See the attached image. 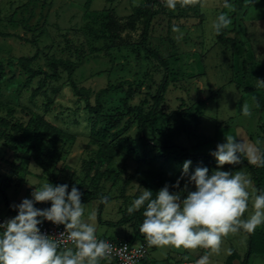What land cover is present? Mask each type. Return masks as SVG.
Segmentation results:
<instances>
[{"label":"rangeland","instance_id":"rangeland-1","mask_svg":"<svg viewBox=\"0 0 264 264\" xmlns=\"http://www.w3.org/2000/svg\"><path fill=\"white\" fill-rule=\"evenodd\" d=\"M151 1L0 0V60L7 74L0 88L1 215L7 219L14 217L9 213L11 206L19 204L24 198H31V192L44 183H66L69 191L73 185L91 186L92 176L87 174L88 162L96 156L101 141L111 143L116 140H112L110 135L104 138L97 134L103 123L108 121H91L87 101L84 96L76 94L67 71H61L60 78L47 85L46 92L34 100L31 99V90L19 89L21 82L16 79L26 83L27 75L17 59L34 55L38 47L28 39H34L33 34L38 36L42 31L41 41L37 37L42 48L40 54L44 51L41 55L48 52V58L72 60L74 81L95 91L91 102H95L101 89L129 81L134 89L130 105H139L144 100L151 101V95L157 90L164 74L163 67L148 56L141 45L145 25L143 11ZM175 2L174 14H169L170 7L165 5V0H162L164 6L154 5L156 13L150 37L151 46L169 56L176 78L166 93L162 111L170 114L181 105L202 111L197 121L198 128L180 137V142L193 153H210L218 143L225 141L226 135H232L252 145L261 154L264 150V83L261 82L264 81V0H227V7L225 0H193L191 10L186 11L188 17L181 16L182 9H185L181 0ZM221 13L231 18L232 23L226 31L227 35L236 36L241 41L237 47L217 41L212 25ZM35 27L39 29H31ZM6 33L13 36H4ZM11 61L14 64H10ZM45 61V57H41L44 69ZM42 77L45 78V75L41 74L33 80L36 87ZM54 88L60 89V92L55 93ZM128 89L129 84H125L119 91L101 98L104 113L114 114L118 106L125 108L123 100ZM47 95L56 96L51 109L44 114L45 121L53 127L39 129L38 136H33V126L24 131L31 134V144L35 149L28 150L20 141V133L14 128H6L1 119L6 117L12 124L20 122L27 126L29 117L26 114L28 111H23L24 107L43 114ZM200 100L206 103L202 105ZM244 104L249 107L247 116L241 111ZM7 108L13 109V115L7 114ZM119 119L108 130L109 134L119 131L116 142L111 144L117 151L112 166L123 170L118 177L103 178L104 189L101 192L111 197L101 214L104 221L119 220L144 188L148 189L142 179L149 167L162 168L180 176L186 160L177 151L162 153L143 142L131 113L126 112ZM58 129L63 131L64 136L56 140ZM3 134L10 135L15 141L3 140ZM35 159H40L41 165ZM12 163L18 167L12 166ZM19 166L22 168L19 169ZM106 166L101 160L96 168L104 170ZM197 166L198 162H192L190 171ZM223 170L242 172L251 180L248 186L250 194L257 193L249 170L239 164ZM39 204L35 206L39 208L43 203ZM99 204L98 199L84 203V219L95 213L98 236L107 234L111 238L127 240L134 235L139 219L118 228L100 224ZM253 212L250 199L244 218ZM249 243V232L240 231L224 237L218 253L199 247L176 249L147 245V263L196 264L207 254L209 264H226L234 250L237 257L233 264H241L249 251ZM256 249L250 264H264V247L258 244ZM99 264L115 263L104 258Z\"/></svg>","mask_w":264,"mask_h":264},{"label":"clouds","instance_id":"clouds-1","mask_svg":"<svg viewBox=\"0 0 264 264\" xmlns=\"http://www.w3.org/2000/svg\"><path fill=\"white\" fill-rule=\"evenodd\" d=\"M165 4L170 8L176 6L175 0H165ZM231 23V18L221 13L212 28L219 34ZM241 111L249 115L248 105L244 104ZM210 155L216 161L215 169L196 167L190 171L192 161L185 160L175 184H165L155 196L152 190L144 188L131 202L129 214L143 210L139 231L148 246L199 247L218 253L228 234L252 232L264 224V190L250 194L249 178L242 172L223 170L225 165L240 164L242 157L251 164L264 165V155L232 135H226ZM181 181H185L183 188ZM82 195L75 185L69 191L66 183H44L31 192V198L13 204L17 214L0 223V264H99L109 257L112 245L98 239L95 213L84 219ZM250 199L254 212L244 218ZM49 202L50 207L35 206ZM46 221L62 225L64 231L54 239L41 230ZM65 239L75 245V250H61ZM196 264H209V255L202 256Z\"/></svg>","mask_w":264,"mask_h":264},{"label":"trees","instance_id":"trees-1","mask_svg":"<svg viewBox=\"0 0 264 264\" xmlns=\"http://www.w3.org/2000/svg\"><path fill=\"white\" fill-rule=\"evenodd\" d=\"M193 1V0H192ZM192 1H184L181 0V3L184 5L185 9L183 8L181 12L182 17H188L189 14H187L186 11L191 10L190 5L192 4ZM159 4L160 6H164L162 3V0H152L150 4L147 5L145 11V25L142 32V48L144 52L152 57L153 59L157 60L158 63L163 67L164 74L162 77V80L160 84L158 85L157 90L154 94L151 95V101L144 100L139 105L131 106L130 101L132 98V95L134 93L133 89V83L129 81L125 82H119L116 85H110L106 88L101 89L97 94L95 98V102H91V98L94 96V90L86 88L78 84L73 79V73L75 71V66L73 65L72 60L70 59H64L63 57H49L48 52L45 53V55H41L44 53V51L40 54V51L42 48H40V37L42 35V31L38 34V36L33 34L34 39H28L33 44H35L37 47V51L32 56H22L18 57V64L22 67V69L25 71V74L27 75V81L26 83L22 84V81L19 79H16L17 81L21 82V85L19 83V89L20 90H31V99L34 100L38 95H40L42 92H46L47 85L53 83L61 76V71H67L69 82L71 83V86L74 88L75 92L79 96H84L87 101V108L90 113V119L92 122H100L105 121V119L108 121L107 123H103V126L100 130L97 131V134L101 135L102 137L106 138L108 135L111 136L112 140L116 139L119 135L118 132L110 133L108 128L113 127L115 124L119 122V117L124 115L126 112L131 113L133 117L136 119L137 127L139 129L140 139L153 147L154 149L161 151L162 153H171V152H179L181 153L186 160H191L192 162H198L197 167H208L210 170L216 168V161L214 157L210 155V153L207 154H196L190 151V148L184 146L180 141V137L182 134H190L191 132L195 131V129L198 128L197 121L200 119L202 111H200L199 108L195 107H186L184 105H181L178 110H176L173 113L166 114L164 111H162V105L166 98V93L168 89L170 88L171 84L173 83V80L175 79V73L171 69L170 66V59L169 56L162 54L159 49L154 48L150 44V37L152 33V26H153V20L156 13V10L154 9L155 4ZM166 5V4H165ZM175 8V7H174ZM174 8H170L169 14H174ZM179 10V8H178ZM203 18V16L201 15ZM35 29L37 31L39 27L31 28ZM4 36H13L10 33L4 34ZM40 40L38 42L37 40ZM29 41V42H30ZM217 41L219 44H232L234 47H237L241 41L236 36H229L227 35L226 29H223L219 34H217ZM71 41H69L70 43ZM41 57H45V69L44 64H41L40 59ZM13 59V58H12ZM14 61V60H13ZM13 61L10 62V64H14ZM5 67H3V61L0 60V88H2V84L5 82V76L7 75L5 73ZM245 71V67H244ZM45 75V78H41L39 81L37 87L33 84V80L37 78L39 75ZM125 84H129V89L127 91L126 97L123 100V107H116L114 110H117L116 113H104L103 103L101 98H103L106 95H109L111 92L119 91L121 88L124 87ZM250 89V88H246ZM60 89L54 88L53 91L55 93H59ZM47 94V93H46ZM56 97V96H55ZM53 97V95H47V101L44 104L45 109L44 113H36L33 109L29 108L26 105L24 107L23 111H28L27 116L29 117L27 126H25L23 123L17 122L12 124L10 121H8L5 118L1 119V123L6 128H14L15 131L20 133V141L23 142V145L25 148L32 149L33 151V145L31 144V134H27L24 131H28L31 126H33V136H38V133L40 132L41 128H44L45 126L52 128V125H49L45 121V113L49 112L51 109V105L53 104L54 100L56 99ZM199 103L202 105L206 103L204 100H200ZM9 107V105H8ZM28 107V108H27ZM8 109L7 114L13 115L11 113V110ZM28 109V110H27ZM14 117V116H13ZM58 128V127H57ZM264 131V125L262 126ZM40 129V130H39ZM63 131L58 129L59 135L56 136V140L59 139V136H64L62 134ZM5 134V133H4ZM2 135V139L6 140L7 142H13L15 139L11 137L10 135ZM3 136H5L3 138ZM202 137V136H201ZM116 140L110 142L101 141L100 147L96 153V156L88 162V171L87 174L92 176V185L91 186H81L77 187L82 193V203L89 202L91 200H100V204L98 207V222L100 224H105L111 227H124L130 224H133V222L136 219L140 220L139 227L141 223L143 222V215H142V209L140 211L134 212L133 214H129L127 212V209L124 212V215L116 221H104L101 217V214L103 210L105 209V206L111 201V197L106 194L105 192H101L104 188L102 187V182L104 180H108L109 177H118L123 168L117 170L112 166V161H115V155L117 151L111 147V144L116 142ZM216 148V147H215ZM12 150H15L14 148ZM215 150V149H214ZM40 155V154H39ZM261 155H264V150L261 152ZM31 157V156H30ZM38 161V163L41 165L40 159H35ZM105 161L107 164L106 168L104 170L98 169L97 162L98 161ZM16 166V163H12V166ZM242 168H246L249 170V172L253 175V181L255 182V186L258 190H264V165H261L260 163L257 164H251L249 163L248 159L246 157L241 158V162L239 164ZM45 166V165H44ZM234 166L231 165H225L224 169H229ZM22 168L19 166V169ZM24 170H26L24 168ZM93 172V173H92ZM179 176L171 173L169 171H166L162 168H156V167H149L147 169L145 177L142 179V183L150 190L153 191V196H155V192L159 191L162 187H164L165 184H175L177 178ZM103 178H105L103 180ZM184 181H181V188L184 187ZM94 186V189L92 190V187ZM183 195V193H182ZM36 205H40L39 203ZM42 208L50 207L49 203H43L41 204ZM139 227L137 228L134 235L130 236L127 241L134 243L137 240H141L142 242H145L144 234H142L139 231ZM264 224L258 226L254 231L249 232L250 235V248L248 253L246 254L245 258L241 262V264H250L251 256L253 253L256 252V245H261L264 247ZM115 239V238H113ZM63 250V249H61ZM237 257V252L232 250L230 253V256L228 258V261L226 264H233V261ZM108 258V257H107ZM110 259V258H109ZM113 263L118 264L116 261L112 260Z\"/></svg>","mask_w":264,"mask_h":264},{"label":"built area","instance_id":"built-area-1","mask_svg":"<svg viewBox=\"0 0 264 264\" xmlns=\"http://www.w3.org/2000/svg\"><path fill=\"white\" fill-rule=\"evenodd\" d=\"M6 220L4 216L0 214V223H3ZM42 232L47 235L52 236L54 239L59 235L60 232L64 231L63 226H55L51 224V222H45L40 226ZM98 239H102L107 241L112 245V253L108 257L118 264H148V246L146 242H142L140 244L131 243L124 239H113L110 237H99ZM71 248L75 250V245L68 240H64L61 242V249L65 250Z\"/></svg>","mask_w":264,"mask_h":264},{"label":"crops","instance_id":"crops-1","mask_svg":"<svg viewBox=\"0 0 264 264\" xmlns=\"http://www.w3.org/2000/svg\"><path fill=\"white\" fill-rule=\"evenodd\" d=\"M42 206H40L39 208H41ZM9 213H11L12 215H16L17 214V212L15 211V210H13V208H10L9 209ZM3 216V215H2ZM5 217V216H4ZM6 218V217H5ZM7 219V218H6ZM99 237H110V236H108L107 234L106 235H104V236H99ZM111 238V237H110ZM115 239H118V238H115Z\"/></svg>","mask_w":264,"mask_h":264}]
</instances>
